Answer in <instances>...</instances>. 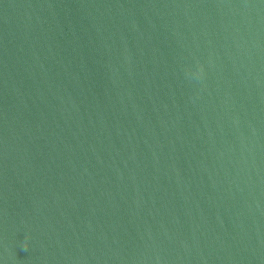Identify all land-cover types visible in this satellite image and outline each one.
Segmentation results:
<instances>
[{
  "label": "water",
  "instance_id": "obj_1",
  "mask_svg": "<svg viewBox=\"0 0 264 264\" xmlns=\"http://www.w3.org/2000/svg\"><path fill=\"white\" fill-rule=\"evenodd\" d=\"M0 264H264V0H0Z\"/></svg>",
  "mask_w": 264,
  "mask_h": 264
},
{
  "label": "clouds",
  "instance_id": "obj_2",
  "mask_svg": "<svg viewBox=\"0 0 264 264\" xmlns=\"http://www.w3.org/2000/svg\"><path fill=\"white\" fill-rule=\"evenodd\" d=\"M25 247H27V244H25Z\"/></svg>",
  "mask_w": 264,
  "mask_h": 264
}]
</instances>
